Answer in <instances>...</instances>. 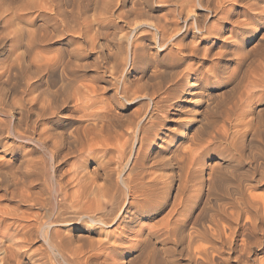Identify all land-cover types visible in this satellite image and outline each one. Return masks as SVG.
Instances as JSON below:
<instances>
[{
	"label": "bare ground",
	"instance_id": "1",
	"mask_svg": "<svg viewBox=\"0 0 264 264\" xmlns=\"http://www.w3.org/2000/svg\"><path fill=\"white\" fill-rule=\"evenodd\" d=\"M29 1L26 7L36 13L39 23L35 25L34 16H27L25 31L19 27L21 34L26 32L22 49L30 55L36 44L39 59H26L22 66L26 77L10 93L6 90L9 101L0 106V113L11 115L10 121L0 124V188L6 193L2 195H7L5 202H10L0 208V264H170L175 255L170 257L167 251L176 250L177 240L185 250L183 263L224 264L230 251L237 262L244 254L249 256L254 249L263 248L264 195L252 192L264 185V150L260 160L252 163L261 170L246 180L240 175L244 179L239 177L229 202L218 203V211L208 219L203 217L205 221L199 214L191 219L188 192L191 186H199V193L203 187V179L197 174L202 171L203 156L191 157L177 137L184 138L183 129L192 122L185 115L198 116L195 105L182 104L191 98H186V91L198 88L197 71L177 73L176 80L165 83L164 88L160 85L164 90L158 88L162 91L152 96L125 99L129 103L142 99L145 106L144 111L137 112L139 118L136 115L133 128L136 138L129 145L125 139L129 132L122 129V115L117 110L125 96L122 86L126 77L121 71V75L112 73L108 79L97 64L83 61L88 51L96 46L102 49L96 39L110 28L114 12L108 5L99 12L95 7L90 9L91 0ZM204 2L206 12L217 16L216 30L208 31L212 35L222 33L221 23L238 6L246 4L249 10L257 4L256 0H230L226 9L220 0ZM12 22V16H7L0 26ZM130 31L122 34L119 29L111 35L119 45L122 39L126 41L131 60L136 50ZM59 40L64 43L54 47ZM10 58L17 60L15 55L6 56L0 65L1 86L17 71ZM90 66L96 75L91 77L93 83L87 84L82 77ZM119 67L122 70L121 62ZM110 88L114 92L105 96ZM170 102L168 112L165 107ZM14 107L24 111L21 118L12 116ZM32 112L35 119L30 120ZM254 130L246 122L228 138L229 130L224 128L220 155L231 154L240 164L244 137ZM4 133L10 142L2 139ZM38 152L41 154L36 155ZM69 157L78 158L79 163L65 168ZM5 179L8 182L3 185ZM199 239L209 244L199 246ZM222 249H226V256L218 255Z\"/></svg>",
	"mask_w": 264,
	"mask_h": 264
},
{
	"label": "rangeland",
	"instance_id": "2",
	"mask_svg": "<svg viewBox=\"0 0 264 264\" xmlns=\"http://www.w3.org/2000/svg\"><path fill=\"white\" fill-rule=\"evenodd\" d=\"M200 1L91 0L90 9L95 7V11L99 12L103 11V8L108 5L107 8L109 9L110 7L111 11L114 12V16L112 15L111 17L113 18H110L111 21L109 20L111 22L109 23L110 28L106 30L110 32L108 36H105L107 34L105 32V35L100 34L96 39L101 43L102 49L96 46L91 52L88 51V55L83 58V61H87L91 66L97 64L99 69L105 70V72L103 71L104 74L101 73L108 79H110L109 77L112 73L121 75V71L122 76L126 77L125 85L122 86L125 87V96L122 99V107L119 106L117 110L122 115V129L129 132L125 138L129 145L136 138L133 135V128L139 118L137 112L144 111L145 106L142 99H135L130 103L125 99L129 100L144 94L152 96L156 92L164 90L162 87H165V83L168 85L172 82V79L176 80L180 72L197 71L196 73L199 77L198 88L186 91V98L188 96L191 98L183 100L182 104L190 102L195 105L199 109L198 116L185 115L192 122L183 129L186 136L184 138L177 137L178 140L184 142L182 145L190 150V154H193L190 155L191 157L203 156L202 163L204 165L200 164L203 166H201L202 171L197 172L203 179V187L201 191L199 189V193L196 189L199 186L192 187L191 182V188L188 192V195H190L189 200L192 199L193 203L189 204L192 210L191 219L198 214L200 219L203 217L208 219L211 213L218 211L217 208H220L223 201L225 203L229 202L228 200L235 194L234 186L240 179L239 177L242 179L245 177L244 180H246L249 175L251 177L254 174V171V175H257L261 170L259 167L253 168L252 163L254 160H260L264 150V97H262L264 95V13L259 15L260 11H264V3L261 0H256L257 4L253 6L254 9L250 8L249 10L246 9V4L238 6L236 11H232L229 19L221 23L220 32L222 33L212 35L216 30L214 25H218L217 16L212 12L207 13V3L204 0ZM220 1L222 6H226V9L231 6L230 0ZM28 2L30 1L0 0V25H2L4 17L12 16L13 19L12 23L7 24L8 26L5 25L3 26L4 28L0 26V65L4 63L6 56L14 57L15 55V59H17L16 63L14 58H10L12 60L10 62L13 65L14 63L17 64L15 75L11 77L9 83L3 82V85H0V106H6V102L9 101V96L4 94L6 90H10V93L11 88L20 86L22 79L26 77L25 68H22L26 59H35L37 55L39 57V54H37L39 48L34 43L32 47L34 46L35 48L33 47L30 55L23 53L22 49L24 48L23 39L26 32L23 34L21 32L25 31L23 29L26 24L25 19L27 16L36 14L27 9ZM92 11L90 10V12ZM34 19V24H38L39 18L34 16ZM106 19L108 20V17ZM135 24L141 25L137 26L134 31H130ZM232 25L234 26L231 27ZM19 27L22 28L21 32ZM1 29H4V32H1ZM119 29L122 30V34H127L130 31V35L132 34L133 36L132 46L137 53L135 52V56L131 60L128 57L129 55L127 56L126 41L122 39V45H119L113 35H111L113 31L116 30L118 32ZM208 31L212 33L210 34ZM37 35L38 33L36 32V37ZM16 38L19 39L16 40ZM18 40L19 42H17ZM59 41L54 47H60L61 43H64V40ZM100 51L103 52L101 53ZM10 52L13 55H10ZM38 57L36 59H39ZM120 62L122 63V70L120 69L121 66L117 68ZM91 66L85 70L86 77L84 75L83 79L81 78L87 84H92L91 77L96 75L94 67ZM113 92L114 90L110 88L106 91L105 96H109ZM195 93L200 94V96L196 97ZM11 100L12 98H10ZM171 106V102L166 103L165 108H168V112ZM12 110L11 113L14 118H21L24 115V111H20L21 109L17 107ZM0 114V124L4 125L3 123L11 120L10 114ZM31 119H35L33 112L30 114ZM73 119L76 118L74 117ZM20 120L22 121L23 119ZM246 122L251 123L255 130L252 133H246L245 142L242 144L241 163L238 164L237 159L239 160V158H232L231 154L228 156H225L224 153L220 155L218 152L221 145L225 144L221 131L224 128L229 130V136H227L229 138L236 128H243V124ZM24 123L26 122L23 121L22 126H24ZM235 125L238 126L235 127ZM170 135L172 134L170 133ZM1 137L4 141H11V138H7L5 133ZM16 142L19 143V140H16ZM39 154L41 152L36 155ZM257 155L259 158H257ZM74 162L79 163V159L69 157L65 168H69ZM211 164L212 166H210ZM196 167L198 166L196 165ZM7 182V180L6 182L4 181L3 185ZM2 191L4 192L1 187L0 197H2L0 198V205L2 206L0 208H3V205L6 207V205L10 204V202L6 203L5 196L7 195L3 196L2 194L6 193ZM231 192L234 194L232 195ZM252 193L258 196L264 195V185L253 189ZM218 203H220V206ZM211 208L215 211L210 210ZM202 221H205V219L203 218ZM197 241L196 244L199 246L209 244L205 239ZM176 243H179L178 240ZM176 243L174 245L176 250L172 247L175 251L169 249L171 253L169 250L167 253L170 254V257L175 255V258L174 256L171 257V259H175L174 262L170 259L173 264L175 262L185 264L183 263L185 250L181 248L180 243L178 245ZM261 249H254L249 256L244 254L237 262L232 258L235 254L230 251L231 259L229 258L224 264H248V262L249 264H258L259 261L264 260V247ZM225 253H227L226 249H222V254L218 253V255L226 256ZM125 257L129 259L130 255L126 254Z\"/></svg>",
	"mask_w": 264,
	"mask_h": 264
}]
</instances>
